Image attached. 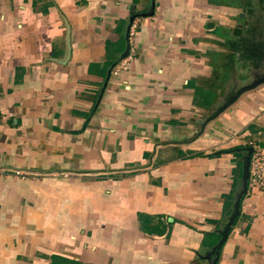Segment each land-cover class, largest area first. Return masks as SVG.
I'll list each match as a JSON object with an SVG mask.
<instances>
[{"label":"crops","instance_id":"crops-1","mask_svg":"<svg viewBox=\"0 0 264 264\" xmlns=\"http://www.w3.org/2000/svg\"><path fill=\"white\" fill-rule=\"evenodd\" d=\"M247 6L0 0V264L213 261L247 148L232 134L264 142V85L200 133ZM215 264H264V193Z\"/></svg>","mask_w":264,"mask_h":264},{"label":"rangeland","instance_id":"rangeland-1","mask_svg":"<svg viewBox=\"0 0 264 264\" xmlns=\"http://www.w3.org/2000/svg\"><path fill=\"white\" fill-rule=\"evenodd\" d=\"M246 4L248 5V9L245 18H243L242 22L236 23V25L233 26L230 35L232 38L230 37L229 41H226L227 45L230 46L232 54H227L228 56H225L221 62H218V68L216 67L218 71L221 70L220 68H227L230 75L226 72L224 82L230 81L231 84L229 87H224V85H215L213 87L217 96L214 97V104L216 107H214L212 112H216V110L224 104L230 96L234 95L239 88L250 85L264 77V0H246ZM214 79L213 81L215 82L223 80L222 78ZM221 84H223V82ZM262 85L264 84L256 88ZM233 105L234 104L225 109L219 116ZM210 114L211 113H209V115ZM238 137L239 134H232L230 139V141H232L231 147L236 145L234 144L235 141L240 140L242 143L245 141ZM244 155L245 152L243 151V156ZM241 159L242 158H240V161H242Z\"/></svg>","mask_w":264,"mask_h":264},{"label":"water","instance_id":"water-1","mask_svg":"<svg viewBox=\"0 0 264 264\" xmlns=\"http://www.w3.org/2000/svg\"><path fill=\"white\" fill-rule=\"evenodd\" d=\"M208 26L211 27L213 25L209 24ZM128 50H129V47H128ZM126 56L127 55H125V57ZM261 84H264V77L259 79V80H257V81H255V82H253V83H251L250 85H247L245 87L239 88L238 91H236L234 95L230 96L225 101V103L222 104L216 110V112H212L210 115H208V117L204 120L203 124L200 127V133H202V131H203V129L206 126L207 123H209L210 121L216 119V117H218L219 114H221L225 109H227L229 106L234 104L243 93L248 92L250 90H253L257 86H259ZM258 146L260 148L264 149V142L259 143ZM244 152H245V155L241 159L242 161H241L240 189L238 190V192L235 195V199H234V201L232 203V212H231L230 216L227 219V223L223 227V229L221 231H219L221 239H220L219 243L216 245V247L212 250V254H214V259H213V261L210 262V264H215L216 263L219 247L222 245V243L226 239V237H227V235L229 233V230H230L231 226L233 225V222L238 217L240 201H241L242 197L247 193V179H248V170H249V159H250V154L252 152V149L251 148H246V149H244Z\"/></svg>","mask_w":264,"mask_h":264},{"label":"built area","instance_id":"built-area-1","mask_svg":"<svg viewBox=\"0 0 264 264\" xmlns=\"http://www.w3.org/2000/svg\"><path fill=\"white\" fill-rule=\"evenodd\" d=\"M134 27V25H131L129 36ZM127 57L128 55L118 63L117 67H115L112 72L113 75L118 74L120 70L124 71L127 69V64L124 61ZM258 144L259 143L255 141L243 142V146L252 149L249 159L247 192L256 190L260 193H264V149L260 148Z\"/></svg>","mask_w":264,"mask_h":264},{"label":"trees","instance_id":"trees-1","mask_svg":"<svg viewBox=\"0 0 264 264\" xmlns=\"http://www.w3.org/2000/svg\"><path fill=\"white\" fill-rule=\"evenodd\" d=\"M238 149H242V148H238ZM236 150H237V148H236ZM244 151V150H243Z\"/></svg>","mask_w":264,"mask_h":264}]
</instances>
